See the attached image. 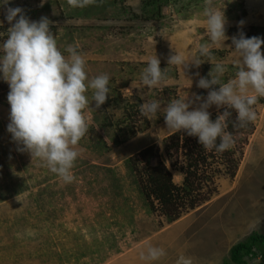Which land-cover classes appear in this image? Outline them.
<instances>
[{"label":"rangeland","instance_id":"rangeland-1","mask_svg":"<svg viewBox=\"0 0 264 264\" xmlns=\"http://www.w3.org/2000/svg\"><path fill=\"white\" fill-rule=\"evenodd\" d=\"M149 1L96 0L72 7L67 0H9L31 20L48 17L60 49L73 46L84 56L89 79L109 75L110 93L98 109L92 91L87 93L90 128L78 144L74 180L65 183L44 161L18 150L7 131L10 89L0 78V264H178L181 257L191 264H221L232 244L251 231L264 234V97L254 105L256 120L232 131L230 149L206 151L216 156L211 168L218 170L209 199L174 219L168 221L155 203L149 206L130 162L137 155L139 170V152L151 146L148 164L163 163L172 182L181 183L178 167L198 138L167 128L163 108L194 94L206 98L209 90L197 82L210 79L216 63L227 66L222 83L235 79L238 53L231 37L242 31L264 39V0H212L215 9L224 7L227 19L229 39L220 45L209 39L206 0ZM3 3L0 48L10 27ZM202 44L209 46V56H200ZM174 53L205 61L198 68L168 64ZM156 56L165 79L147 87L141 74ZM151 101L161 110L146 117L140 106ZM220 110L209 108L213 120ZM175 140L177 147L166 149ZM150 246L166 255L143 259Z\"/></svg>","mask_w":264,"mask_h":264},{"label":"clouds","instance_id":"clouds-1","mask_svg":"<svg viewBox=\"0 0 264 264\" xmlns=\"http://www.w3.org/2000/svg\"><path fill=\"white\" fill-rule=\"evenodd\" d=\"M95 2L67 0L72 7H86ZM2 5L5 6V20L10 25L0 48V78L10 89L7 131L20 146L19 151L41 159L51 172L65 183H71L74 180L72 169L80 156L78 144L90 128L85 115L90 104L87 93L92 91L91 103L94 101L95 108H100L109 97L110 77L100 74L89 79L84 56L73 46L64 51L60 49L50 27L53 22L48 17L31 20L22 8L9 6V0H4ZM206 5L204 14L209 39L213 44H224L229 39L224 7L215 9L212 0H206ZM239 23L242 25L243 21ZM231 42L238 53L235 79L222 83L221 77L227 66L216 63L209 73L210 79L200 77L197 82V87L209 90L206 98L194 94V99H176L163 108L167 128L197 137L206 150L223 152L230 149L234 139L226 131L227 118L231 116L229 109L236 112L233 126L244 127L256 120L254 105L264 97V39L246 37L241 31L238 36L231 37ZM199 53L209 56V46L200 45ZM204 61L199 58L187 61L176 53L168 58V64L184 65L185 68L189 62L198 68ZM160 63L157 56L147 61L141 74L145 86H158L165 79L166 70ZM213 105L224 109L215 120L209 112ZM160 110L161 105L156 101L140 106L146 117L154 116ZM165 255L163 248L150 246L142 258L157 261ZM178 264H191V261L181 257Z\"/></svg>","mask_w":264,"mask_h":264},{"label":"trees","instance_id":"trees-1","mask_svg":"<svg viewBox=\"0 0 264 264\" xmlns=\"http://www.w3.org/2000/svg\"><path fill=\"white\" fill-rule=\"evenodd\" d=\"M152 1L150 0L148 4ZM158 12L159 8L156 6L155 13L158 14ZM220 111L223 112L224 109ZM229 111L231 116L227 118L226 131L232 133V131L241 130L242 127L233 126L236 121L235 110L229 109ZM177 135L174 134L173 136ZM171 143L166 149L172 146L177 147L176 140ZM195 143L192 149L188 151L189 154L184 162L178 167L182 174L180 184L172 182L170 172L163 163L159 162L155 166L148 164V157L154 154L151 146L139 152V159L143 163L139 170L134 166L138 161V156L136 155L137 159L134 157L130 159L133 165L132 169L136 170L138 175L139 187L144 198L151 208L155 203L168 221L179 216L183 209L193 208L202 201L209 199V196L214 192L213 176L214 171L218 170H213L211 163L216 162V156L206 152L207 150L198 143V139ZM203 187L206 191L199 192L198 190ZM247 259H256L255 264H264V234L251 231L243 239L232 244L227 251V259H224L221 264H244Z\"/></svg>","mask_w":264,"mask_h":264}]
</instances>
